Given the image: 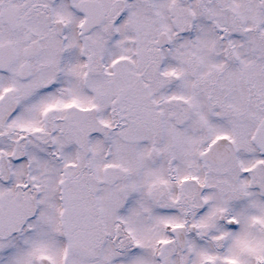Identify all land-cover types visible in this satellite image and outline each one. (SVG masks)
<instances>
[{
  "label": "snow or ice",
  "instance_id": "6c2138e0",
  "mask_svg": "<svg viewBox=\"0 0 264 264\" xmlns=\"http://www.w3.org/2000/svg\"><path fill=\"white\" fill-rule=\"evenodd\" d=\"M0 264H264V0H0Z\"/></svg>",
  "mask_w": 264,
  "mask_h": 264
}]
</instances>
